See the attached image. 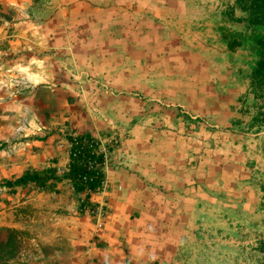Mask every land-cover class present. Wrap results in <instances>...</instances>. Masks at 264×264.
Returning a JSON list of instances; mask_svg holds the SVG:
<instances>
[{
	"label": "crops",
	"instance_id": "obj_1",
	"mask_svg": "<svg viewBox=\"0 0 264 264\" xmlns=\"http://www.w3.org/2000/svg\"><path fill=\"white\" fill-rule=\"evenodd\" d=\"M21 1L0 0V38H13L0 43V82L5 70L19 69L18 59L10 62L5 55L27 54L24 42L29 37L34 42L29 49H33L35 55L28 60L22 57V63L17 64L35 67L34 76L44 75L43 78L49 77L55 82L60 60L56 52L46 56L45 50L52 48L41 46L39 39L45 40L47 30L44 29L56 25L38 24L37 17L25 13L26 5ZM18 8L21 11H17ZM134 23H127L125 28L128 38L123 47L129 53L132 49L141 50L137 44L147 35L142 21ZM217 37L215 32L214 38L206 39L207 43L211 44ZM178 48L173 47L172 54H168L173 59L172 65L176 64L175 57L180 59L179 53L176 54ZM205 49L209 51L207 61L216 72L203 70L202 76V72H198L199 77L189 75L191 89L182 87L179 79L168 86L167 95L172 90L176 96L169 100V105L161 103L163 112L158 110L156 115L162 122L171 124L145 126L137 120L142 118V111L133 116L128 112L127 117V112L120 110L124 120L118 114L115 119L113 110L110 116L98 114L92 130L69 133H91L101 139L106 152V186L101 193L93 195L99 214L93 217L77 214L78 219L84 220L81 224H72L70 230L75 239L68 242L65 253L52 259L45 256L38 264H220L223 254H217L219 245L234 243L233 235L239 233L241 226L264 224V136L253 132L254 129L241 133L236 128L234 132L220 130L214 122L228 109L242 110L240 106L252 98L250 78L247 75L246 81L241 79L244 75L240 74V65L229 59L231 53L220 40L216 47L207 44ZM169 65L164 68L169 69ZM40 68H49V73L53 74L48 76ZM150 85L154 86L153 82ZM150 88L153 95V87ZM155 91L159 93L158 88ZM40 92L39 87L34 90V99H39ZM112 94L114 102L125 97L123 93ZM160 98L161 95L146 97V101L159 102ZM178 112L202 118L213 131L210 134L194 132L181 122L175 123L174 116ZM3 113L0 106L1 118ZM37 114L41 117L43 112ZM13 128V119L5 124L0 122V140H6V134ZM38 133L39 136L27 141L23 148L30 163L0 180L19 175L30 167L48 166L54 159L55 164L66 169L70 161L67 137V149H64L54 142L59 137L57 134ZM109 139L112 141L106 143ZM222 165L230 168L222 171ZM254 184L259 188H253ZM60 187L63 193L72 190L68 183Z\"/></svg>",
	"mask_w": 264,
	"mask_h": 264
},
{
	"label": "rangeland",
	"instance_id": "obj_2",
	"mask_svg": "<svg viewBox=\"0 0 264 264\" xmlns=\"http://www.w3.org/2000/svg\"><path fill=\"white\" fill-rule=\"evenodd\" d=\"M21 2L26 5L25 13L39 19L38 24L51 22L56 25L44 29L47 30L45 40L43 37L39 40L41 46L52 48L45 50L46 56H53L56 52L61 67H57V79L51 82L52 78H43V72L40 78L34 76V73H37L35 67L17 64L24 60L20 58L26 57L28 60L35 55L33 49H29L34 46L31 37L24 38V50L27 54L5 55V59L10 62L18 59L16 65L19 69L5 70L0 82V106L2 112H5L2 114L3 118L0 117V122L5 124L14 120V128L9 129L6 140H0V177L9 176L14 170L30 163L25 158L23 148L27 141L31 142L39 136V131L46 133L43 136L57 134L59 137L54 142L67 149L66 136L69 133L92 130L98 114L110 116L113 110L115 119L121 116V112H127L128 117V112L133 116L142 111V118L137 120H141L145 126L155 123L171 124L162 122L156 115L158 110L163 112L161 103L169 105V100L176 96V92L172 90L169 91L170 95H167L168 86L173 81L177 83L175 79H179L182 87L191 89L189 75L194 77L199 75L198 72H202V76L203 70L216 72L207 61L210 57L205 48L207 44L216 47L219 40L214 39L210 44L206 39L214 38L216 30L213 29V24L222 13L220 3L225 5L233 0ZM17 11H21V8ZM55 20L56 22H53ZM139 21H142V27L147 29V35H143V40L137 44V48L141 50L132 49L129 53L127 48L123 47L128 38L125 36V28L127 23L135 24L134 22ZM12 39L6 36L0 38V43ZM173 47H179L176 54L179 53L180 59L175 57L176 64L172 65L170 61L173 59L168 57V54H172ZM146 49L148 51H145ZM154 50L156 51L153 52ZM157 56V60H153ZM229 59L231 60L230 55ZM167 64H170L169 69L164 68ZM40 71L49 74L48 76L53 74L49 73V68ZM240 74L244 75L241 79L246 81L247 73ZM150 82H153L154 86L150 85ZM150 86L153 87V95ZM38 87L41 92L36 100L33 93ZM157 88L158 94L155 91ZM112 93H123L125 97L114 102ZM157 95L162 96L159 102L156 99L146 101V97L157 98ZM252 100L251 98V105ZM36 108L39 110L35 111ZM240 108L242 110L228 109L215 118L214 122L219 125L218 128L231 132L236 128L240 133L250 131L248 122L251 113L243 110L241 106ZM38 112H43L41 117ZM152 112L153 115L150 116ZM122 118L124 120L123 116L120 117ZM174 121L176 123L177 118ZM31 130L34 133L30 132ZM261 135L264 136V130ZM262 144L264 150V137ZM137 156L141 159V156ZM227 168L230 166L222 165L221 170L225 171ZM252 187L259 188V185L254 184ZM67 190L62 194H55L26 188L20 189L17 194L9 195L4 188H0V227H15L25 230L28 234L21 257L12 264H34L33 261H25V250L32 255L38 253L32 260L39 263V259L45 256L51 258L65 253L68 242L75 239L72 238L74 232L70 230L72 224H81V220H84L77 218L74 194L72 190ZM263 225L255 224L248 228L246 225L241 226L239 233L233 235L234 243L219 245L217 254H223L220 256V264H235L236 261V264H258V253L253 250L256 249V243L264 239Z\"/></svg>",
	"mask_w": 264,
	"mask_h": 264
},
{
	"label": "trees",
	"instance_id": "obj_3",
	"mask_svg": "<svg viewBox=\"0 0 264 264\" xmlns=\"http://www.w3.org/2000/svg\"><path fill=\"white\" fill-rule=\"evenodd\" d=\"M221 9L214 29L231 53L233 62L240 65V73L246 72L250 78L253 105L247 100L243 109L251 113L249 129L261 132L264 130V0H233V3L222 4ZM175 118L194 132L210 134L213 131L202 118H193L182 112L176 113ZM66 137L70 157L66 169L55 164L54 159L48 166L30 167L19 175L1 179L0 188L7 189L10 195L26 187L38 192L62 194L60 185L68 183L75 197L76 213L96 216L99 205L93 195L101 193L106 186V152L101 139L91 133L68 134ZM111 141L109 139L106 143ZM27 235L25 230L15 227H0V264H12L21 257ZM25 251V261L39 263L32 260L38 253L32 255ZM253 251L258 253V264H264V239L257 242Z\"/></svg>",
	"mask_w": 264,
	"mask_h": 264
}]
</instances>
